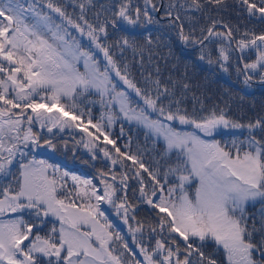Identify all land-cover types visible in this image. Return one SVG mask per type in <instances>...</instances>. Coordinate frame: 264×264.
Segmentation results:
<instances>
[{
    "label": "snow or ice",
    "instance_id": "1",
    "mask_svg": "<svg viewBox=\"0 0 264 264\" xmlns=\"http://www.w3.org/2000/svg\"><path fill=\"white\" fill-rule=\"evenodd\" d=\"M69 3L79 12L0 0V264H264V111L241 121L227 99L206 103L195 65L181 70L170 43L134 31L163 21L213 72L264 85V0ZM129 50L141 69L148 52L143 86L121 62ZM117 120L151 147L118 143ZM65 130L80 134L73 151L102 162L93 177L32 155L56 152ZM142 205L150 218H138Z\"/></svg>",
    "mask_w": 264,
    "mask_h": 264
},
{
    "label": "trees",
    "instance_id": "2",
    "mask_svg": "<svg viewBox=\"0 0 264 264\" xmlns=\"http://www.w3.org/2000/svg\"><path fill=\"white\" fill-rule=\"evenodd\" d=\"M107 1L109 0H96V3L104 4ZM231 2L232 0H229V3ZM90 14L91 13H89V19H91ZM225 15H226V18H231L233 21L236 20L235 13L231 10L225 13ZM134 31L136 32L137 38L141 41V43H143L149 31L151 32L154 41L157 37H159L161 41L170 43L176 55L181 57V62L179 65L181 70L183 69L184 63L186 62L193 63L195 67L194 69H190V74L194 72L195 75L197 76L195 80L197 82H200L206 85L207 93L209 97L206 103H209V104L214 103V102L220 103L221 100L227 99L229 102V108H230L229 114L233 118L239 119L241 121H247L248 119L255 117L254 115L255 111H251V109L252 107L256 109L258 103L251 102V101L255 100L254 98L256 95V91L259 93L264 91V85H261V84L254 85L256 86L255 92L247 93L245 91V85L242 83V77H238L234 72H231L229 74L223 73L219 70H215L213 72V69H211L206 63L199 62L195 59V54H196L195 49H182V46L179 44L178 41H176L174 33H172L167 28L163 27V21H161V24L148 25L147 28L141 27L139 29H135ZM73 34L76 35L74 31H73ZM80 39L83 44L85 45L89 44L86 37H83ZM146 47H151V46L146 45ZM156 51L157 52H167V48L161 47L159 49H156ZM147 56H148V52L146 51L144 53L145 69H141V66L139 63V59H140L139 54L134 55L130 50L126 51L123 54L122 61H121L122 63L129 64L132 76L135 78L136 82L140 84L141 86H143L142 72L146 70L147 71L151 70V66L148 65L147 63ZM98 58L101 60V63L103 64V56H101L98 53ZM154 59H156L155 56H154ZM161 68L162 70H164L163 62H161ZM241 97H243V99H241ZM90 99H95V97H90ZM123 127H127V129H124L125 135L130 130L133 133H135V137L132 140V148H134L133 151H135L137 144H139L141 147H144L146 144L148 147L151 146L150 140L145 141V135H144L145 130L144 129L139 128V127H137V129H132V126H127V125H124ZM117 132H120V129ZM122 137L123 136H121V138ZM217 138L226 140L229 137L227 134H225L224 137L218 136ZM43 158H46L49 161L50 160L53 161L51 157H43ZM86 158H83V155L78 156L76 159L72 158L71 160L68 161L67 166L63 169L68 170L70 172H75L82 176H86V177L92 176L93 177L95 175L96 169L98 167L103 166L102 162L100 161L92 162L90 161L89 157H86ZM148 158L149 157L146 156V160ZM78 163H81V164H78ZM93 164L95 166H93ZM104 207L106 210V214L109 215V218L114 219L115 221H118L119 226L121 227L120 223H123V222L114 215V213L112 212L110 208H108L107 206H104ZM150 216H151V213H150L148 206L142 205L141 208L138 210V218L140 219H143L145 217L150 218Z\"/></svg>",
    "mask_w": 264,
    "mask_h": 264
},
{
    "label": "rangeland",
    "instance_id": "3",
    "mask_svg": "<svg viewBox=\"0 0 264 264\" xmlns=\"http://www.w3.org/2000/svg\"><path fill=\"white\" fill-rule=\"evenodd\" d=\"M63 2L64 3H66V4H68V8H67V10H68V12L69 13H73L74 11L76 12V13H78V11H79V9L78 8H74V5H71L70 3H69V0H63ZM107 2H111V0H109V1H107ZM106 3V2H105ZM90 16H91V14H90ZM234 18V17H233ZM249 26H251V25H249ZM258 29V28H257ZM101 56H102V53H99ZM195 56H196V54H195ZM203 63V62H202ZM195 78H197V76L195 75ZM251 88H253L252 86H251ZM249 89V87H247V86H245V90H248ZM248 91H250V92H255V91H253V90H248ZM95 99H96V97H95ZM255 100H253V101H251V102H256V103H258V105H257V108L255 109V108H253L252 107V109H251V111H255V113H254V115L256 116V114L257 113H261L262 111H264V91L263 92H261V93H259V92H257L256 91V95H255V98H254ZM100 111H101V106L97 103L96 105H95V109H94V111H93V116L94 117H98L99 115H100ZM121 125H130V126H132V129H137V126L135 125V124H133V123H129V122H127V121H122V120H117L116 121V123H115V125L112 127V129H111V131H112V133H113V136H117V131L120 129V127H121ZM56 130H54V132H55ZM70 130H65V132H69ZM43 133H45V134H47L46 133V130H43ZM78 133V132H77ZM76 136H80V135H76ZM79 139V138H78ZM119 139H122V138H119ZM64 141H61V143L60 144H58V150L60 151V153L61 152H63V151H65V150H67V149H69V147L70 146H72L73 147V145L74 144H71L70 143V141H67V143H68V148L67 149H63V148H61L60 147V145L63 143ZM75 147H80V150H83L84 148L82 147V146H79V145H77V146H75ZM151 147V146H150ZM157 147H159V145H157ZM41 149H44V148H41ZM79 150V151H80ZM86 150V149H85ZM38 150H34L33 151V153L34 152H37ZM87 151V150H86ZM78 153V152H77ZM87 157H89V153H88V151H87ZM69 159H71L70 158V156H69ZM86 160H87V158H86ZM98 168H100V167H98ZM90 177H92V176H90ZM113 222H114V224H116L118 227H119V229H120V231L125 235V238L126 239H129V241H130V236H129V234L127 233V226H125L123 223H120V225H121V227L119 226V223H118V221H115L114 219H111ZM134 247V246H133Z\"/></svg>",
    "mask_w": 264,
    "mask_h": 264
},
{
    "label": "flooded vegetation",
    "instance_id": "4",
    "mask_svg": "<svg viewBox=\"0 0 264 264\" xmlns=\"http://www.w3.org/2000/svg\"><path fill=\"white\" fill-rule=\"evenodd\" d=\"M61 136H64V134H62ZM69 137V136H68Z\"/></svg>",
    "mask_w": 264,
    "mask_h": 264
}]
</instances>
